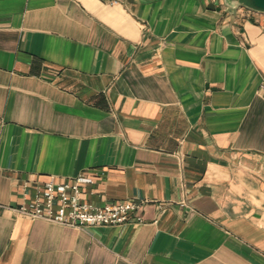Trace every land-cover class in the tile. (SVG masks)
<instances>
[{"label": "crops", "instance_id": "0c3cea01", "mask_svg": "<svg viewBox=\"0 0 264 264\" xmlns=\"http://www.w3.org/2000/svg\"><path fill=\"white\" fill-rule=\"evenodd\" d=\"M263 79L227 0H0V264H264ZM78 174L141 222L13 210Z\"/></svg>", "mask_w": 264, "mask_h": 264}, {"label": "built area", "instance_id": "2783aa9c", "mask_svg": "<svg viewBox=\"0 0 264 264\" xmlns=\"http://www.w3.org/2000/svg\"><path fill=\"white\" fill-rule=\"evenodd\" d=\"M264 91V79L261 83ZM93 177L78 174L72 179L58 180L50 177L37 189V195L30 203H23L13 209L28 219H41L66 227L119 226L136 214L140 205L132 203H106L101 207L81 202V187L93 184Z\"/></svg>", "mask_w": 264, "mask_h": 264}, {"label": "water", "instance_id": "95a60500", "mask_svg": "<svg viewBox=\"0 0 264 264\" xmlns=\"http://www.w3.org/2000/svg\"><path fill=\"white\" fill-rule=\"evenodd\" d=\"M234 7L244 6L251 10L264 13V0H227Z\"/></svg>", "mask_w": 264, "mask_h": 264}]
</instances>
